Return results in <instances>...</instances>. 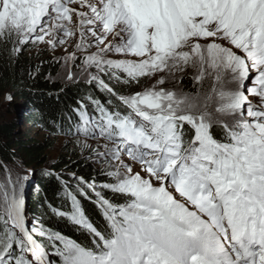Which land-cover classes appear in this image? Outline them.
<instances>
[{
    "label": "snow or ice",
    "instance_id": "snow-or-ice-1",
    "mask_svg": "<svg viewBox=\"0 0 264 264\" xmlns=\"http://www.w3.org/2000/svg\"><path fill=\"white\" fill-rule=\"evenodd\" d=\"M0 44L87 89L50 134L95 172L46 166L33 215L34 170L0 164V264H264V0H0Z\"/></svg>",
    "mask_w": 264,
    "mask_h": 264
},
{
    "label": "trees",
    "instance_id": "trees-1",
    "mask_svg": "<svg viewBox=\"0 0 264 264\" xmlns=\"http://www.w3.org/2000/svg\"><path fill=\"white\" fill-rule=\"evenodd\" d=\"M51 68V59H48L46 55L42 58L35 55L29 46L24 48L18 58L12 59L9 57L5 45L0 44V102L5 97L4 95L11 93L13 100L7 103V108L10 113L16 114L15 118L7 119V121L0 120V164L1 162L14 164V162L22 161L23 164H26V168L30 166L37 168L26 189L27 207L33 215L39 214L38 205L42 203L44 194H47L53 204L58 203L55 198L58 184L54 177L44 176L43 169L46 166L57 172L68 166V171H76L77 174L83 175L85 178L95 175L94 166L81 156L79 149L62 148L56 158H50L47 151L52 148L54 142L37 140L24 135L18 136L14 132L19 124L20 115L27 123L47 134L56 131L53 123L62 127L68 126V115L71 114L72 107L87 89L84 85L75 83L58 86L56 82L50 80L54 73ZM30 72L33 73L32 76L29 75ZM54 75L56 76V74ZM184 87L190 88L191 82L186 79ZM95 95L102 100L105 98L99 92H95ZM73 119L75 118L73 117ZM213 132L217 137L219 136L218 130L213 129ZM59 135L50 134L53 137ZM0 168L2 169V167ZM37 185L41 188L39 193L35 191ZM81 199L89 218L98 227H103L104 220L95 206L89 201ZM48 223L49 226L79 242H90L86 234L77 231L67 221H57L53 218Z\"/></svg>",
    "mask_w": 264,
    "mask_h": 264
},
{
    "label": "rangeland",
    "instance_id": "rangeland-1",
    "mask_svg": "<svg viewBox=\"0 0 264 264\" xmlns=\"http://www.w3.org/2000/svg\"><path fill=\"white\" fill-rule=\"evenodd\" d=\"M29 48L33 49V52L35 53V55H38L39 57H43L44 55H46L48 57V59H51L52 62V68L51 70H54L53 75L50 77V80L56 82V84L58 86H68L70 84H73L72 82H66L65 80V76H66V72L67 69L62 67L63 61H61L60 63H54L53 62V54L47 50H37V48L33 45H28ZM72 49L69 48V51H71ZM64 55V53L62 52V50H58L55 53L56 57H60ZM56 74V76L54 75ZM144 83H147V81H145ZM6 97V95H4ZM5 97H3V99L0 102V120H6L7 119H12L16 117V114L10 113V111H8L7 108V103H10L9 101H7L5 99ZM22 104V103H21ZM20 106V105H19ZM19 124L17 125L16 129H15V133L18 136H26V137H31L33 139H37V140H47V141H52L53 146L51 149H49L47 151L48 157L50 158H56L58 156V154L62 151V148H67V149H75L74 144L72 143V140L75 139V137H67L64 135H59L58 137H53L50 136V134L44 133L43 131H41L39 128L34 127L32 124L27 123L23 116L20 115V118L18 119ZM65 141H67V144L65 146ZM1 164H3L1 162ZM7 164V163H4ZM17 164L18 162H14V164H7L9 168L15 170L17 168ZM25 169H32L34 170V173L36 172L37 168L34 166H30L28 168H26V164H23ZM33 175V174H32ZM35 176V175H34ZM4 178V170L3 168H0V180H2Z\"/></svg>",
    "mask_w": 264,
    "mask_h": 264
},
{
    "label": "bare ground",
    "instance_id": "bare-ground-1",
    "mask_svg": "<svg viewBox=\"0 0 264 264\" xmlns=\"http://www.w3.org/2000/svg\"><path fill=\"white\" fill-rule=\"evenodd\" d=\"M27 194V193H26Z\"/></svg>",
    "mask_w": 264,
    "mask_h": 264
}]
</instances>
